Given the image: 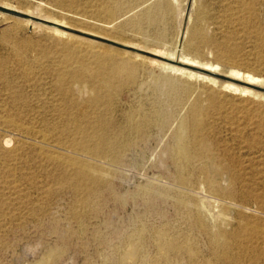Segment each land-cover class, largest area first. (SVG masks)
I'll list each match as a JSON object with an SVG mask.
<instances>
[{
  "label": "rangeland",
  "instance_id": "obj_1",
  "mask_svg": "<svg viewBox=\"0 0 264 264\" xmlns=\"http://www.w3.org/2000/svg\"><path fill=\"white\" fill-rule=\"evenodd\" d=\"M36 10L60 33L26 26ZM121 44L260 83L187 80ZM98 117L95 155L74 131ZM263 200L264 0H0V264H164L170 240L213 260Z\"/></svg>",
  "mask_w": 264,
  "mask_h": 264
},
{
  "label": "bare ground",
  "instance_id": "obj_2",
  "mask_svg": "<svg viewBox=\"0 0 264 264\" xmlns=\"http://www.w3.org/2000/svg\"><path fill=\"white\" fill-rule=\"evenodd\" d=\"M172 1L175 4H178V0H172ZM178 7H179V5H178ZM18 13H20V12H18ZM177 13H178V16H177L178 21L180 24L182 21L181 9H178ZM20 14L27 17L26 19H24V22H25L26 26L31 27L32 29L42 28L48 32L52 31L54 34L59 32L58 30H55V29H52L51 27L46 26L47 24L44 25L45 23L51 24V22L54 24H59V23L56 22L55 20L51 21L50 17L45 16L44 14H41L38 10H36L34 12L31 11L30 14L29 13L28 14L20 13ZM60 26L63 27V23L60 24ZM76 32H78V31H76ZM61 33L64 34L63 32H61ZM78 33H81V32H78ZM81 34H83V33H81ZM122 46L126 47L128 49H132L135 51H139V52H143V53H147L149 55H152L155 58H149V59H151L150 63L152 64V66L160 68L163 73L173 74V75H176L180 78H185L187 80H190V79L191 80H202V81L209 82L211 84L212 83L215 84L217 82L216 78H214L215 76L226 78L229 80V82L223 83V85H224V88H222L223 90L227 89L228 91L232 90L233 92L238 91V88L234 83H242V84H245L248 86H256L255 83H260V81L258 80V77L255 78V76H253L250 73L241 72V70H239L235 67L230 68L228 76L227 75H220V74H217L215 72L217 69V66H213L211 64H199L198 62H191L185 58L175 60V58H176L175 54H174L175 52H172V54H169L167 56H163L157 52L153 53V52H149V51H143V50H141V48L139 49V47L134 48V47H130L127 45H122ZM205 73H207V74H205ZM103 74L105 75V73H103ZM110 74H112V73H110ZM113 75H115V73ZM210 75H212V76H210ZM261 82H262V80H261ZM113 85H114V83H113ZM223 85H221V86H223ZM245 91H247V90H245ZM191 112H192V116H193V126H194V128H197L199 124H198L197 120L195 119L196 106H193ZM101 120L102 119H100L98 117L95 120L94 125L90 126L89 129L86 125H83V126H79V128L74 131V133L82 136V143H81L82 149L85 151H91L95 155L100 154L101 149L106 144L105 136L101 137V138H97L98 134L104 132L103 127L105 126V124H104L105 121H101ZM60 131L62 133H67V132L70 133V130L66 129L65 127L61 128ZM96 140L98 141V143L95 146L94 145L92 146V143L94 141L97 142ZM3 142H2L3 146H7L9 141L7 139ZM32 144H34V143H32ZM82 163H84V162H82ZM63 166H65V165H63ZM66 166H68V165H66ZM93 167H94V165H93ZM74 175L75 176L73 178L76 180L81 179V177L84 178V176H82V174H74ZM201 205L202 204L199 202L197 208L200 209L199 206H201ZM263 211H264V208H263ZM231 237L234 238V243L232 241H228L226 234L222 233L219 237L220 238L219 239L220 244L216 245L217 248L213 249L214 250L213 260L212 259H208V260L204 259L203 261H196V253L194 252L193 249L188 247L187 244H181L178 240L167 241L164 244V251H165L164 264H185V263L186 264H199V263H205V264H264V222H263V220L262 221L261 220H253V221L250 220V222H248V223L239 222L238 229L236 231H234V233L231 235Z\"/></svg>",
  "mask_w": 264,
  "mask_h": 264
}]
</instances>
